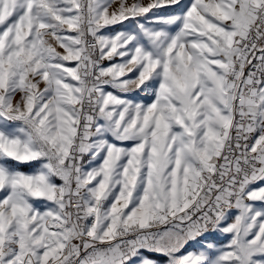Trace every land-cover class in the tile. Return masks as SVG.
I'll return each mask as SVG.
<instances>
[{
	"label": "snow or ice",
	"instance_id": "obj_1",
	"mask_svg": "<svg viewBox=\"0 0 264 264\" xmlns=\"http://www.w3.org/2000/svg\"><path fill=\"white\" fill-rule=\"evenodd\" d=\"M0 264H264V0H0Z\"/></svg>",
	"mask_w": 264,
	"mask_h": 264
},
{
	"label": "rangeland",
	"instance_id": "obj_2",
	"mask_svg": "<svg viewBox=\"0 0 264 264\" xmlns=\"http://www.w3.org/2000/svg\"><path fill=\"white\" fill-rule=\"evenodd\" d=\"M23 170L28 171L29 169L27 167H25Z\"/></svg>",
	"mask_w": 264,
	"mask_h": 264
}]
</instances>
